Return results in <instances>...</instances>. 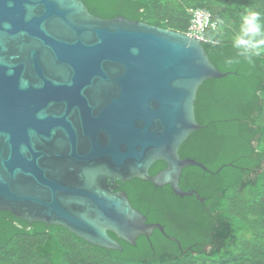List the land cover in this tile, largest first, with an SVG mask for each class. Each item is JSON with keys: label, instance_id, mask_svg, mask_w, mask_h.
Here are the masks:
<instances>
[{"label": "water", "instance_id": "water-1", "mask_svg": "<svg viewBox=\"0 0 264 264\" xmlns=\"http://www.w3.org/2000/svg\"><path fill=\"white\" fill-rule=\"evenodd\" d=\"M228 74L186 34L92 16L80 0H0V212L59 226L121 251L148 224L116 182L133 178L176 196L178 151L200 129L199 86ZM165 169L155 176L156 161Z\"/></svg>", "mask_w": 264, "mask_h": 264}, {"label": "trees", "instance_id": "trees-1", "mask_svg": "<svg viewBox=\"0 0 264 264\" xmlns=\"http://www.w3.org/2000/svg\"><path fill=\"white\" fill-rule=\"evenodd\" d=\"M80 1L103 20L123 17L181 34L190 24L187 9L212 16L216 28L205 32L202 47L228 75L199 86L194 115L200 129L178 151L209 171L184 168L179 183L203 202L176 196L169 185L116 182L148 224L162 226L180 244L157 230L133 246L109 233L121 251L0 212V264H264V0ZM165 167L158 160L149 174Z\"/></svg>", "mask_w": 264, "mask_h": 264}, {"label": "built area", "instance_id": "built-area-1", "mask_svg": "<svg viewBox=\"0 0 264 264\" xmlns=\"http://www.w3.org/2000/svg\"><path fill=\"white\" fill-rule=\"evenodd\" d=\"M187 15L190 18V24L186 35L200 43L206 42L205 32L208 29L214 30L216 28L212 16L206 10L195 8L187 9Z\"/></svg>", "mask_w": 264, "mask_h": 264}, {"label": "clouds", "instance_id": "clouds-1", "mask_svg": "<svg viewBox=\"0 0 264 264\" xmlns=\"http://www.w3.org/2000/svg\"><path fill=\"white\" fill-rule=\"evenodd\" d=\"M255 15V14H254ZM243 54V53H242Z\"/></svg>", "mask_w": 264, "mask_h": 264}]
</instances>
